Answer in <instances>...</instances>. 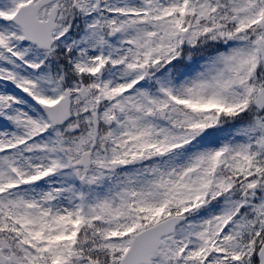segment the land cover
<instances>
[{
	"label": "snow or ice",
	"instance_id": "obj_1",
	"mask_svg": "<svg viewBox=\"0 0 264 264\" xmlns=\"http://www.w3.org/2000/svg\"><path fill=\"white\" fill-rule=\"evenodd\" d=\"M0 264H264V0H0Z\"/></svg>",
	"mask_w": 264,
	"mask_h": 264
},
{
	"label": "rangeland",
	"instance_id": "obj_2",
	"mask_svg": "<svg viewBox=\"0 0 264 264\" xmlns=\"http://www.w3.org/2000/svg\"><path fill=\"white\" fill-rule=\"evenodd\" d=\"M7 90H8L9 92L17 91V90H15L14 88H12L11 86H7Z\"/></svg>",
	"mask_w": 264,
	"mask_h": 264
}]
</instances>
